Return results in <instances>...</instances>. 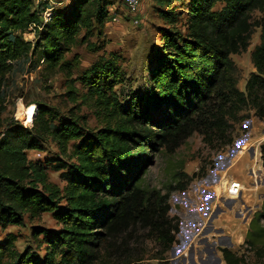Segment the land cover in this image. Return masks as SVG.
Masks as SVG:
<instances>
[{
    "label": "trees",
    "instance_id": "1",
    "mask_svg": "<svg viewBox=\"0 0 264 264\" xmlns=\"http://www.w3.org/2000/svg\"><path fill=\"white\" fill-rule=\"evenodd\" d=\"M68 1L57 7L44 0H0V80L13 61L37 49L46 69L71 70L64 53L82 29L88 36L94 21L104 19L111 1ZM218 2L222 6L215 9ZM173 9H160L171 27L160 29L161 46L145 91L121 101L108 59L84 72L80 80L85 92L78 95L71 84L68 97L79 101L58 125H51L42 104L30 127L17 119L3 126L0 120V226L19 227L25 217L44 213L61 225L56 232L33 231L36 240L43 237L42 255L30 248L19 252L16 235L7 233L0 241V264H134L141 258L129 242L144 233L166 253L179 220L168 215V193H148L143 185L140 172L150 153L173 151L195 131L208 142L217 138L229 144L233 123L249 116L241 113L249 103L253 115L264 119V16L253 17L255 11L264 14V0H188L182 29L175 25ZM255 27L260 28L250 55L255 70L242 91L231 55L247 49ZM29 28L38 34L34 43L24 38ZM81 106L93 115L95 126L88 127L86 115L75 111ZM159 108L166 117L157 121L152 111ZM48 140L73 160L55 165L62 187L49 180L44 164L27 154L42 150ZM183 174L184 183L170 189L183 191L196 177ZM241 248L245 252L240 255L221 248L224 264H250L245 253L264 264V203L251 217Z\"/></svg>",
    "mask_w": 264,
    "mask_h": 264
},
{
    "label": "rangeland",
    "instance_id": "2",
    "mask_svg": "<svg viewBox=\"0 0 264 264\" xmlns=\"http://www.w3.org/2000/svg\"><path fill=\"white\" fill-rule=\"evenodd\" d=\"M60 1L64 3L59 5ZM110 1L104 19L94 21L88 36L82 29L70 50L64 53V60L71 65L70 71L46 69L41 62L40 49L35 53L30 51L12 62L11 70L3 80H0V120L3 126L11 119H17L26 126L23 108L35 105L36 112L38 104L49 110L47 116L51 125H58L60 121L67 119L69 109L79 101L74 103L68 97L71 84L76 87L78 95L85 92L86 85L80 78L98 61L108 59L113 61V71L116 75L111 77L115 80L114 88L121 101L126 102L132 92H143L150 87L149 70L160 50V29L171 27L162 18L160 9L174 7L173 11L177 16L175 25L182 29L181 23L186 17L188 0H166L162 4L156 0H145L140 9L139 24L133 23L120 1ZM68 2L53 0L50 5L65 7ZM221 6L222 3L218 2L215 9ZM43 16L48 17L47 14ZM261 16L264 14L258 11L253 13V17ZM113 17L117 20H113ZM259 34L260 28L255 27L247 49L231 55L236 66L237 87L242 91L245 90L249 75L255 70L250 55L259 43ZM24 38L34 43L38 39V34L29 28L24 33ZM75 111L86 115L88 127L96 125L93 115L85 106L76 108ZM241 113L249 116L238 123H233V128L229 132L232 138L229 144H223L217 138H212V141L208 142L195 131L173 151L163 148L150 153L140 172L143 185L148 193L160 191L161 194H169L168 215L178 218L179 231L175 236V242L164 254L145 233L143 237L139 235L138 238L131 240L129 247L137 250L141 258L134 264H224L219 252L221 248H227L238 255L245 252L244 248H241L248 229L245 224L253 216L252 212L256 206L261 208L264 199L261 193L254 195L257 189L258 191L262 189L264 175L259 177L254 174L253 180L248 177L249 170L251 173L255 171L249 168V158L252 157L250 150L253 145L254 147L259 145V148L258 154L254 155L251 161L254 160L253 163L260 161L262 164L264 159L262 156L264 119L253 115L251 103L245 106ZM152 114L157 121L166 117L162 108L154 109ZM73 143L69 142V151ZM42 145L43 149L40 151L28 150V157L44 164L49 180L62 187L65 182L59 175L61 170H56L55 165L73 160L61 155L56 144L49 140ZM241 161L249 163L248 170L235 168V164ZM202 170L204 171L201 173ZM232 170L242 176L238 180L244 183L245 188L240 195H236V199L226 198L222 193L216 195L221 185L220 180L229 179ZM183 173L189 176L195 174L196 177L189 181L183 191L170 189L177 182L184 183L186 178ZM227 183L228 180H223L226 188ZM36 228L56 232L61 225L47 213L35 219L25 217L22 226L6 228L0 226V241L7 233H13L17 237L15 246L19 252L30 248L42 255L43 237L39 236L36 240L32 236ZM139 232L138 230L137 233ZM245 254L250 264H259L253 254Z\"/></svg>",
    "mask_w": 264,
    "mask_h": 264
},
{
    "label": "built area",
    "instance_id": "3",
    "mask_svg": "<svg viewBox=\"0 0 264 264\" xmlns=\"http://www.w3.org/2000/svg\"><path fill=\"white\" fill-rule=\"evenodd\" d=\"M39 0H35V2H38ZM47 1L49 4L51 2H53V0H44ZM120 1L123 6L126 8V12L128 13V15L130 16V18L132 19L134 24H139V22H141V19L139 18V13H140V9H141V5H142V0H118ZM49 10L50 8H47L44 11V14H47V16L49 15ZM113 20H117L116 17L112 18ZM243 150V149H242ZM223 180H228L227 183V188L223 185ZM221 185L218 187V192L216 193V195L218 194H224L226 198L232 199L233 197H235L234 199H236V195H240L242 190L245 188V185L243 182H241L238 179H234V178H229V179H221Z\"/></svg>",
    "mask_w": 264,
    "mask_h": 264
},
{
    "label": "crops",
    "instance_id": "4",
    "mask_svg": "<svg viewBox=\"0 0 264 264\" xmlns=\"http://www.w3.org/2000/svg\"><path fill=\"white\" fill-rule=\"evenodd\" d=\"M145 0H142V2H144ZM264 144V143H263ZM251 145H253V144H251ZM254 149H253V148ZM251 147V149L252 150H250V153H251V155H252V157L251 158H249L250 159V165H249V163L248 162H245V163H243V161H241V162H239L238 164H235L236 165V169H244V168H246L247 170H248V166L247 165H249V168H252V171H254V172H252L251 173V171L249 170V172L251 173H249V176L248 177H250V179H252L253 180V175L255 174V176L256 175H258L259 177L260 176H262V174L264 175V168H263V166H262V164L260 163V161H256L255 163H253L254 162V160L253 161H251L252 160V158H253V156L254 155H257L258 154V148H259V145L258 146H256V147H254V145ZM230 164H232V163H230ZM254 164V166L252 167V165ZM234 165V166H235ZM256 171H257V174H256ZM231 174H230V178H234V179H241L242 178V176L240 175V174H235V172L232 170L231 172H230ZM257 176V177H258ZM263 187H262V189H259V191H258V189L256 190V193L254 194V195H258L259 193H261L262 195H263V197H264V185H262ZM259 187H260V185H259ZM263 203H264V199H263ZM262 203V204H263ZM260 206V205H259ZM257 208H255V210L252 212L253 214L255 213V212H257L258 211V206H256ZM250 219L251 218H249L248 219V221L246 222V224H245V226L247 225L248 226V224H249V221H250Z\"/></svg>",
    "mask_w": 264,
    "mask_h": 264
},
{
    "label": "bare ground",
    "instance_id": "5",
    "mask_svg": "<svg viewBox=\"0 0 264 264\" xmlns=\"http://www.w3.org/2000/svg\"><path fill=\"white\" fill-rule=\"evenodd\" d=\"M22 107V106H21ZM35 105H29L23 108V120L25 121L26 126H31L32 121L34 120L35 115Z\"/></svg>",
    "mask_w": 264,
    "mask_h": 264
}]
</instances>
